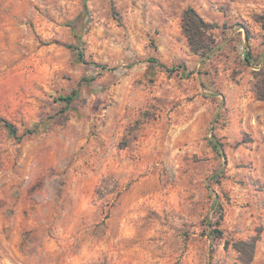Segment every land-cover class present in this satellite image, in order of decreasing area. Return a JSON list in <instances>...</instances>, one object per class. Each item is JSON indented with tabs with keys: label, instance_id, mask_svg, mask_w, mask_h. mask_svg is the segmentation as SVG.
<instances>
[{
	"label": "rangeland",
	"instance_id": "1",
	"mask_svg": "<svg viewBox=\"0 0 264 264\" xmlns=\"http://www.w3.org/2000/svg\"><path fill=\"white\" fill-rule=\"evenodd\" d=\"M263 17L264 0H0L18 129L0 122V264H264Z\"/></svg>",
	"mask_w": 264,
	"mask_h": 264
},
{
	"label": "trees",
	"instance_id": "2",
	"mask_svg": "<svg viewBox=\"0 0 264 264\" xmlns=\"http://www.w3.org/2000/svg\"><path fill=\"white\" fill-rule=\"evenodd\" d=\"M183 30L186 34V36L189 39L190 47L192 48L193 52L198 53H204L207 50H209L212 47V44L214 43V39L212 38V35L209 34L210 30L213 29L212 25L207 23L194 8H188L183 15ZM261 23L264 28V17L261 18ZM75 48V47H71ZM80 56V60L82 62H86L84 59V55L82 53H78ZM245 59L248 60V57L245 56ZM256 82L254 84V90L257 95V98L264 102V69H260L257 71L256 75ZM77 95V92L72 93V95L67 97H60L59 100L62 102H66L68 105L73 103L75 100V97ZM0 122L3 124L4 128L9 132L12 136L18 135V129L17 127L9 122L6 119L0 118ZM30 133H34L33 131H30ZM214 149L218 152H221L219 150L217 145H214ZM253 248V251L255 250V245L251 246V249ZM240 252H242L240 250ZM252 258L246 262L247 264H251Z\"/></svg>",
	"mask_w": 264,
	"mask_h": 264
},
{
	"label": "crops",
	"instance_id": "3",
	"mask_svg": "<svg viewBox=\"0 0 264 264\" xmlns=\"http://www.w3.org/2000/svg\"><path fill=\"white\" fill-rule=\"evenodd\" d=\"M200 13H201V15L203 17L206 16L202 11H200ZM242 30H244V29L243 28H240L237 31H234V32L232 31V33H231L232 35H229V37H227L226 39L218 38L217 39V42H221L220 43L221 49H229V48H231V46L237 45L238 46V51H239L241 49L239 47V45L241 46V43L242 42L245 43L248 40V37L244 33H241ZM238 37L240 39H238Z\"/></svg>",
	"mask_w": 264,
	"mask_h": 264
}]
</instances>
